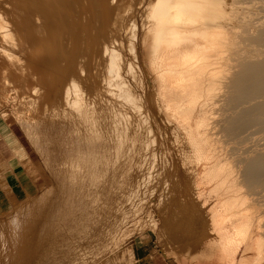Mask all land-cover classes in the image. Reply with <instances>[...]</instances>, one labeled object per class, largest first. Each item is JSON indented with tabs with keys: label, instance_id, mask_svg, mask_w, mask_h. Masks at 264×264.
<instances>
[{
	"label": "bare ground",
	"instance_id": "6f19581e",
	"mask_svg": "<svg viewBox=\"0 0 264 264\" xmlns=\"http://www.w3.org/2000/svg\"><path fill=\"white\" fill-rule=\"evenodd\" d=\"M7 109L57 180L0 218V264H122L148 230L264 264V0H0Z\"/></svg>",
	"mask_w": 264,
	"mask_h": 264
},
{
	"label": "crops",
	"instance_id": "0c3cea01",
	"mask_svg": "<svg viewBox=\"0 0 264 264\" xmlns=\"http://www.w3.org/2000/svg\"><path fill=\"white\" fill-rule=\"evenodd\" d=\"M44 183L42 165L19 126L0 116V213L33 197Z\"/></svg>",
	"mask_w": 264,
	"mask_h": 264
},
{
	"label": "rangeland",
	"instance_id": "374dc122",
	"mask_svg": "<svg viewBox=\"0 0 264 264\" xmlns=\"http://www.w3.org/2000/svg\"><path fill=\"white\" fill-rule=\"evenodd\" d=\"M7 111L8 112L6 114H3L2 112H0V116H4L8 121H10L11 123H16L19 126L20 132L22 133V136L25 137L26 142L28 143V145L30 146L32 152L34 153L36 157V160L39 161V163L42 165L43 172L45 175V183L39 187L37 193L33 197H30L26 199L25 201L17 204L13 208H11L9 211H7V213H0V218L3 219L4 221H7L9 220V218H12L15 216L17 217L20 211H21L20 213H22V209L25 210V207H29V209H33L36 201L40 199L39 197H42L45 192H47L50 188H52V186H54L57 180L56 172L54 171L53 168H51L52 165L48 159V156H46L47 152H45V150H46V147H48V144H47V139H45V135H43L42 133L41 135L39 133V136L37 137L38 134L36 135V134L30 133L32 131H30L29 129L30 131L29 132L25 124H20V122H18L13 117V115L9 112L8 109ZM43 146L45 149L43 148ZM32 200H34L33 201L34 204L32 203ZM5 215L9 217L8 218L4 217ZM27 215H25L26 218H30V215L29 217H27ZM144 236L145 237L143 240L141 235H138V234L135 235L133 240L136 241L135 242L136 243L135 245L136 253H135V256L133 257L131 256L134 259H131V257L128 256L129 258H127V260L125 261L126 263L124 262L122 264H176L173 258L166 255L165 251L161 248L156 235L151 230H148L147 232H145Z\"/></svg>",
	"mask_w": 264,
	"mask_h": 264
}]
</instances>
